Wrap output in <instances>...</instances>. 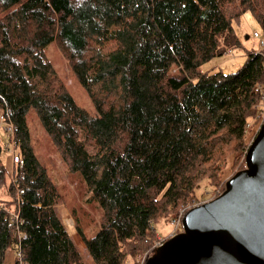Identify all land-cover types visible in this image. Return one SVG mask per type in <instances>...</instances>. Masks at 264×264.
Listing matches in <instances>:
<instances>
[{"label": "trees", "instance_id": "16d2710c", "mask_svg": "<svg viewBox=\"0 0 264 264\" xmlns=\"http://www.w3.org/2000/svg\"><path fill=\"white\" fill-rule=\"evenodd\" d=\"M247 11L264 35V0H0V115L15 125L26 163L20 236L0 206V264L9 251L16 264L19 251L23 264H85L56 214L62 195L36 154L33 114L85 186V205L103 212L93 238L75 220L96 264L151 251L160 218L195 198L206 178L216 187L223 166L210 177L205 166L228 146L246 166L264 55L248 53L232 74L201 68L240 47L232 23ZM51 44L98 116L73 101L47 58ZM2 153L0 140V188Z\"/></svg>", "mask_w": 264, "mask_h": 264}, {"label": "rangeland", "instance_id": "374dc122", "mask_svg": "<svg viewBox=\"0 0 264 264\" xmlns=\"http://www.w3.org/2000/svg\"><path fill=\"white\" fill-rule=\"evenodd\" d=\"M233 28L239 39L240 47L232 50V54L220 58H216L202 66V72H223L224 74H232L237 72L247 61V55L251 52H264V48L260 45V40L254 38L255 33H259L261 40H264V35L259 22L250 11L243 13L238 20H233ZM46 55L49 62L53 65L60 80L67 87L68 92L73 97V101L86 110L92 116H98L97 109L90 98L87 91L81 87L79 80L76 78L70 67V62L67 61V56L57 44H51L46 49ZM264 120L263 110H258L253 119L248 120L246 127V144L248 149L255 140V134L258 132ZM29 129L32 134V142L36 150V154L47 170L52 182L57 186L62 195V200L55 207L56 214L65 226L73 244L76 246L85 264H96L86 248V244L78 233L76 217L81 222V227L85 235L93 238L100 230L103 223V212L96 205H85L87 199V190L80 182L77 175L70 170L68 163L63 159L61 151L55 146L54 141L47 135L43 129L38 117L33 114L29 119ZM0 140L2 146L6 141L3 133L0 132ZM233 145L228 146L224 153L218 154L213 162L205 166L206 177H210L212 169H215L217 163H221L222 171H218V177H213L216 180V187L206 178L205 182L200 183L196 189V197L191 199L187 204L182 205L178 211L169 218H160L153 226L156 231L154 237V245L151 251L138 255L134 259H130L128 264H144L146 258L155 254V247L160 243L171 238L176 228L173 226V221L178 220L182 214H186L190 209L201 204L207 203L219 197L226 188V183L235 174L245 169L244 158L233 152ZM11 155L2 153V161L7 169L6 183L0 188V206L10 213H18L20 197L13 188L9 175V167L12 170ZM8 162V163H7ZM224 162H227V164ZM11 188L13 191H11ZM224 190V191H223ZM12 206V207H11ZM17 207V210L15 209ZM11 208V209H10ZM14 213V214H15ZM20 214V212H19ZM183 217V216H182ZM11 219V218H10ZM12 222V220H11ZM13 223V222H12ZM14 252V251H13ZM154 252V254H153ZM17 259H13L10 264H16ZM19 264V263H18Z\"/></svg>", "mask_w": 264, "mask_h": 264}, {"label": "water", "instance_id": "95a60500", "mask_svg": "<svg viewBox=\"0 0 264 264\" xmlns=\"http://www.w3.org/2000/svg\"><path fill=\"white\" fill-rule=\"evenodd\" d=\"M217 198L183 216V231L146 264H264V125Z\"/></svg>", "mask_w": 264, "mask_h": 264}, {"label": "built area", "instance_id": "2783aa9c", "mask_svg": "<svg viewBox=\"0 0 264 264\" xmlns=\"http://www.w3.org/2000/svg\"><path fill=\"white\" fill-rule=\"evenodd\" d=\"M254 38L257 40H260V45L262 48H264V40H261L260 34L255 33ZM232 53H233L232 51H229L228 55H230ZM259 53L264 55V52H259ZM254 91L256 94L261 95L262 103L259 106V110H263V112H264V84L258 85ZM263 125H264V120H263L260 128L258 129L257 133H259V131L261 130ZM0 132L3 133V137L6 141L5 145L3 146V151L5 150V153H9L11 155V157L9 158V159H11V165H12V170L9 167V175L11 178V183H12L13 188L16 190L18 196L21 198V195L24 193V190L19 185L20 184L19 182L21 181V179H23V175H21L20 172L25 167L26 163H25V159L21 153L19 143H17L18 139H17V135H16L15 125L10 120L8 115H3V114L0 115ZM257 133L255 134V136L258 135ZM14 213L8 212L13 224L15 225V231L20 236V234H21L20 233V227L22 224L21 223L22 220L20 218L19 212L15 213V214ZM182 216H184V214H182L178 220L173 221V226L176 228V230L172 234L171 237H174L183 231L182 230L183 229V226H182L183 217ZM163 243L164 242L160 243L158 246L155 247V249L161 247L163 245ZM147 259L148 258H146L144 264H146ZM22 262H23L22 261V255H21V252L19 251V264H23Z\"/></svg>", "mask_w": 264, "mask_h": 264}, {"label": "crops", "instance_id": "0c3cea01", "mask_svg": "<svg viewBox=\"0 0 264 264\" xmlns=\"http://www.w3.org/2000/svg\"><path fill=\"white\" fill-rule=\"evenodd\" d=\"M13 259H15V255L13 251H9L6 257V263L5 264H10L13 262Z\"/></svg>", "mask_w": 264, "mask_h": 264}]
</instances>
